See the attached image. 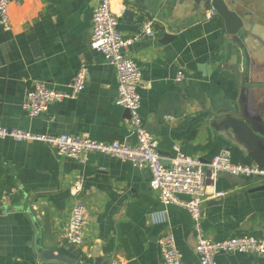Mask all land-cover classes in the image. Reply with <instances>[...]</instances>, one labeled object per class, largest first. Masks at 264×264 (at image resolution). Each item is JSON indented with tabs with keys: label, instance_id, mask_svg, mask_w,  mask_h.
<instances>
[{
	"label": "crops",
	"instance_id": "0c3cea01",
	"mask_svg": "<svg viewBox=\"0 0 264 264\" xmlns=\"http://www.w3.org/2000/svg\"><path fill=\"white\" fill-rule=\"evenodd\" d=\"M99 2L12 1V29L0 26V125L137 143L127 111L115 102L116 70L89 45ZM227 3L244 20L243 43L217 19L193 10L190 0H112L119 31L141 35L126 53L142 69L140 113L165 157L179 145L205 163L227 150L234 163L257 165L229 117L246 116L264 132V0ZM127 9L134 11L132 21ZM147 20L154 22L152 35H142ZM82 66L88 76L78 99L53 103L36 118L27 114L23 103L33 80L64 90ZM180 70L182 82L176 80ZM78 178L86 241L74 246L64 229ZM151 178L149 169L102 153L82 164L60 158L44 142L0 139V264H162L159 240L169 232L183 263L200 264L189 212L161 203ZM263 185L258 177L220 173L203 206L206 234L214 240L264 237ZM217 261L264 264V256L220 253Z\"/></svg>",
	"mask_w": 264,
	"mask_h": 264
},
{
	"label": "built area",
	"instance_id": "2783aa9c",
	"mask_svg": "<svg viewBox=\"0 0 264 264\" xmlns=\"http://www.w3.org/2000/svg\"><path fill=\"white\" fill-rule=\"evenodd\" d=\"M13 0H0V26L12 29L10 6ZM209 11L207 16H212ZM152 20L145 21L142 35H152ZM119 17L114 12L112 0H100L92 15L90 47L103 54L117 73L116 104L128 111L131 133L135 145L128 142H104L83 134H40L23 129L0 125V139L17 142H44L49 144L60 158H72L85 164L91 153H102L129 162L138 168H147L151 173L150 187L157 193L161 203L176 205L189 212L196 231V253L200 264H219L220 253H243L264 256V237L254 234L234 235L224 240L209 237L203 227V206L208 197V188L214 185L222 172L246 178H261L264 182V167L236 164L229 151L223 150L205 163L200 156L185 155L175 145L172 156L165 157L159 150V140L149 133L140 113L142 69L126 53L128 46L141 35L125 37L118 29ZM88 71L82 66L74 75L67 89L51 88L42 80H33L28 88L23 108L31 118L45 114L53 103L75 100L86 88ZM185 73L180 70L176 80L184 81ZM166 160L168 164L165 163ZM74 204L69 213L64 236L74 246L86 241L85 204L82 200L83 180L78 178L71 185ZM162 264H184L183 254L178 248L175 235L165 233L159 240Z\"/></svg>",
	"mask_w": 264,
	"mask_h": 264
},
{
	"label": "water",
	"instance_id": "95a60500",
	"mask_svg": "<svg viewBox=\"0 0 264 264\" xmlns=\"http://www.w3.org/2000/svg\"><path fill=\"white\" fill-rule=\"evenodd\" d=\"M190 1L193 10L201 11L205 16H207L209 11H212V18L217 19L221 23L227 34L235 36L236 42L239 44L244 42L247 32L244 26V20L238 12L230 9L227 0ZM125 15H129V19L132 21L134 18V11L132 9H127ZM247 61H249L248 55ZM229 121L231 128L244 132L242 133L243 140L251 145V157H253L257 165L264 167V132L256 128L254 121L246 116L242 118L229 117ZM166 164H168V162ZM263 187L264 185L261 188Z\"/></svg>",
	"mask_w": 264,
	"mask_h": 264
}]
</instances>
